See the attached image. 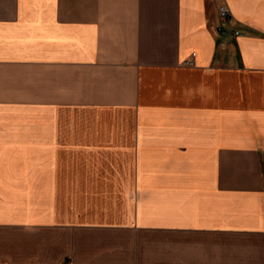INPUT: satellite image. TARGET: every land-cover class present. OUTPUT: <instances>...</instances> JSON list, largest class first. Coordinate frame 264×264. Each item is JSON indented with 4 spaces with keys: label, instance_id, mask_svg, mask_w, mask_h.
I'll use <instances>...</instances> for the list:
<instances>
[{
    "label": "crops",
    "instance_id": "obj_1",
    "mask_svg": "<svg viewBox=\"0 0 264 264\" xmlns=\"http://www.w3.org/2000/svg\"><path fill=\"white\" fill-rule=\"evenodd\" d=\"M225 2L222 36L216 0H0V229L61 251L30 264H264V0Z\"/></svg>",
    "mask_w": 264,
    "mask_h": 264
},
{
    "label": "rangeland",
    "instance_id": "obj_2",
    "mask_svg": "<svg viewBox=\"0 0 264 264\" xmlns=\"http://www.w3.org/2000/svg\"><path fill=\"white\" fill-rule=\"evenodd\" d=\"M70 235H65L66 238ZM66 238H60L55 241L60 240L63 242L67 240ZM38 240V255H41V262L45 263L47 257L51 262L52 254L58 253L60 249H56L55 252L52 248L47 250L45 254V249L40 250V244L44 247L45 239H36L33 232L28 230H11V229H0V264H30L32 249L31 246L35 241ZM71 241V240H67ZM61 252V251H60Z\"/></svg>",
    "mask_w": 264,
    "mask_h": 264
},
{
    "label": "built area",
    "instance_id": "obj_3",
    "mask_svg": "<svg viewBox=\"0 0 264 264\" xmlns=\"http://www.w3.org/2000/svg\"><path fill=\"white\" fill-rule=\"evenodd\" d=\"M216 2L219 4L218 5V15H219V19L221 24L217 27V32L222 35L225 36L227 34V32L229 31V29L231 28V24H232V16H231V12L229 10L228 5L226 4L225 0H216ZM230 32L232 33L233 36H238L239 35V31L238 30H233L231 29ZM195 54H192V57H194ZM193 63L192 62H188L186 63V65L191 66Z\"/></svg>",
    "mask_w": 264,
    "mask_h": 264
}]
</instances>
